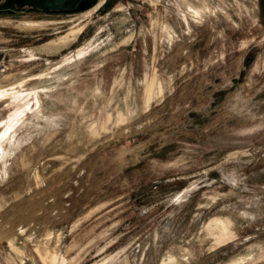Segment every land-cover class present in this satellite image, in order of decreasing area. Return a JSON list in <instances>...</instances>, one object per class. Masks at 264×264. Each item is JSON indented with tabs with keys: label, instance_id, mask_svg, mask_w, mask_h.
Instances as JSON below:
<instances>
[{
	"label": "rangeland",
	"instance_id": "374dc122",
	"mask_svg": "<svg viewBox=\"0 0 264 264\" xmlns=\"http://www.w3.org/2000/svg\"><path fill=\"white\" fill-rule=\"evenodd\" d=\"M0 264H264V0H0Z\"/></svg>",
	"mask_w": 264,
	"mask_h": 264
},
{
	"label": "water",
	"instance_id": "95a60500",
	"mask_svg": "<svg viewBox=\"0 0 264 264\" xmlns=\"http://www.w3.org/2000/svg\"><path fill=\"white\" fill-rule=\"evenodd\" d=\"M28 8L49 9L55 11H73L86 0H16Z\"/></svg>",
	"mask_w": 264,
	"mask_h": 264
}]
</instances>
